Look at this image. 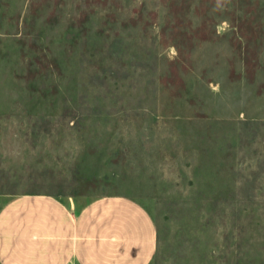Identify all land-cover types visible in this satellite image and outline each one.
<instances>
[{
  "label": "rangeland",
  "instance_id": "rangeland-1",
  "mask_svg": "<svg viewBox=\"0 0 264 264\" xmlns=\"http://www.w3.org/2000/svg\"><path fill=\"white\" fill-rule=\"evenodd\" d=\"M122 196L151 264H264V0H0V207Z\"/></svg>",
  "mask_w": 264,
  "mask_h": 264
},
{
  "label": "crops",
  "instance_id": "crops-1",
  "mask_svg": "<svg viewBox=\"0 0 264 264\" xmlns=\"http://www.w3.org/2000/svg\"><path fill=\"white\" fill-rule=\"evenodd\" d=\"M156 245L148 212L122 196L77 211L45 194L0 207V264H151Z\"/></svg>",
  "mask_w": 264,
  "mask_h": 264
}]
</instances>
